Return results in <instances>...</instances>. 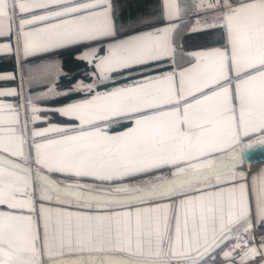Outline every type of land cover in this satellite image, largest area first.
<instances>
[{"label": "snow or ice", "instance_id": "6c2138e0", "mask_svg": "<svg viewBox=\"0 0 264 264\" xmlns=\"http://www.w3.org/2000/svg\"><path fill=\"white\" fill-rule=\"evenodd\" d=\"M256 162L264 0H0V264H264Z\"/></svg>", "mask_w": 264, "mask_h": 264}, {"label": "crops", "instance_id": "0c3cea01", "mask_svg": "<svg viewBox=\"0 0 264 264\" xmlns=\"http://www.w3.org/2000/svg\"><path fill=\"white\" fill-rule=\"evenodd\" d=\"M3 67H5V68H7V69H11V67H12V65L11 64H8V65H5V66H3ZM262 168H264V163H259V164H256V165H254V166H251V169H250V171L252 172V173H256V172H258L260 169H262Z\"/></svg>", "mask_w": 264, "mask_h": 264}, {"label": "trees", "instance_id": "16d2710c", "mask_svg": "<svg viewBox=\"0 0 264 264\" xmlns=\"http://www.w3.org/2000/svg\"><path fill=\"white\" fill-rule=\"evenodd\" d=\"M65 67V71H68V72H75L77 71V68L74 64L71 63V61H67L64 65Z\"/></svg>", "mask_w": 264, "mask_h": 264}, {"label": "water", "instance_id": "95a60500", "mask_svg": "<svg viewBox=\"0 0 264 264\" xmlns=\"http://www.w3.org/2000/svg\"><path fill=\"white\" fill-rule=\"evenodd\" d=\"M259 163H262V162H256V163H253V165H252V166H254V165H256V164H259Z\"/></svg>", "mask_w": 264, "mask_h": 264}]
</instances>
